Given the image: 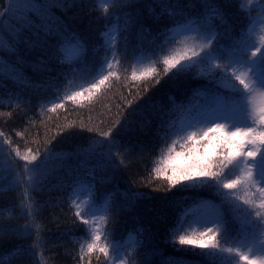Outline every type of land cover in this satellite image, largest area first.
<instances>
[{
    "label": "trees",
    "instance_id": "obj_1",
    "mask_svg": "<svg viewBox=\"0 0 264 264\" xmlns=\"http://www.w3.org/2000/svg\"><path fill=\"white\" fill-rule=\"evenodd\" d=\"M260 2L264 4V0ZM40 3L44 4L45 0ZM192 3L194 7L186 6L187 0H171L169 6L189 17L203 16L205 7L200 0H192ZM213 3L219 5L226 23L218 19L211 23L220 34L221 44L230 49L232 42L240 38L241 31L246 32L255 10L247 0L243 3L250 14L240 10V0H213ZM46 4L53 32L75 34L84 42V52L71 65L61 63L63 57L57 51L60 37L45 36L43 31L39 38L34 32L24 34L34 47L22 44L15 53L0 50V60L5 61V75L0 77V113L5 114L0 115V132L4 133L0 136V150L5 162L0 172L4 177L0 180V209L4 210L0 215V261L2 264H106L104 256L98 252L85 255L83 262L80 260V245L83 243L86 248L88 242L84 239L87 226L74 215L73 201L89 193L101 208L110 201V210L102 211L107 217L102 230L110 234L109 240L121 245L127 264H209L206 257L197 255L205 250H189L191 246L179 245L178 235L192 232L191 209L204 201L219 202L214 190L183 185L169 190L167 181L156 178L152 170L162 151L176 139L168 131L169 124H178L182 113L189 110L194 113L208 103L213 91L223 90L206 75L197 79H193L194 72L164 75L162 63L156 65L159 77L132 79L139 62L149 64L165 54L156 49L152 41L159 44L163 40L160 32L165 27H173V20L179 22L184 16L162 14L158 0H134L131 6L119 9L109 3L107 17L96 0H46ZM6 5L7 0H0V12ZM125 14L135 21L127 31H123ZM30 20L39 23L36 15H31ZM106 24H119L121 29L115 46L118 64L100 35L106 30ZM141 25L150 30L143 34V41ZM15 28L14 15L0 18V36L9 37ZM187 37L183 46L202 43L196 35ZM105 57L111 58L112 70L120 79L111 78L112 87L103 86L92 103L83 98H78L76 103L64 100L68 93L99 77ZM85 65L94 71L83 75L70 71V67L79 70ZM215 75L218 79L219 70ZM157 78L159 83L155 82ZM54 102L63 103L64 108L49 111ZM116 120L120 123L107 140H118L120 147L112 149L111 160L81 153L92 141H105L99 133L108 131ZM85 126L94 130L89 132ZM46 147L51 155L41 169L40 178L26 173V162L13 151L19 149L24 155L28 149L33 153L39 150L35 162L39 163L45 159ZM176 149L180 150L179 144ZM105 151L106 145H97V153ZM101 164L103 166H99ZM17 174L20 183L14 182ZM28 175L34 177V189L29 187ZM126 193L138 195L126 198ZM28 205L40 225L39 243L37 229L28 215ZM178 224L182 227L173 236L172 231ZM25 225L31 226V235L22 234ZM17 248L25 251L17 254L14 251Z\"/></svg>",
    "mask_w": 264,
    "mask_h": 264
},
{
    "label": "snow or ice",
    "instance_id": "obj_2",
    "mask_svg": "<svg viewBox=\"0 0 264 264\" xmlns=\"http://www.w3.org/2000/svg\"><path fill=\"white\" fill-rule=\"evenodd\" d=\"M96 2L103 5L102 10L107 17L109 3L119 9L131 6L134 0ZM158 2L162 5V14L166 13L170 17L183 15L184 18L179 22L173 20V27H165L160 32L163 40L159 44L155 40L152 41L153 46L165 54L150 61L140 70L139 75L134 69L132 79L149 80L159 77L160 72L156 65L162 63L164 75L172 72L173 76H179L194 72L193 79L206 75L215 80L218 88L223 90L213 91L208 97V103L198 107L194 113L190 110L182 113L179 124H169L168 131L176 139L162 151L159 161L152 170L156 178L162 177L167 181L169 190L176 185H183L185 188L207 187L214 190L219 199L218 203L204 201L190 210L197 214L196 222L204 230L179 234L178 243L181 246H191L189 250L196 248L205 250L197 255L206 257L209 264H264V36L260 37L258 45L251 38L253 29L249 28L247 32L241 31L240 38L232 42L230 49H225L218 39L220 34L211 23L213 19L220 20L222 24L226 23L219 5L214 4L213 0H200L205 7L204 15L201 17H189L182 12L174 11L169 6L171 0ZM186 6L195 5L192 0H187ZM179 7L177 3V8ZM240 10L250 14V10L244 7L243 0H240ZM8 14L16 17V28L9 37L0 36V50L15 53L22 44L34 47L35 44L24 34L34 32L39 38V33L43 31L45 36L60 37L57 51L63 57L61 63L71 65L73 60L81 58L84 42L75 34L53 32L46 0L44 4H41L40 0H7L6 7L0 12V18ZM31 15L39 18L38 24L30 20ZM125 17L123 31H127L128 26L135 22L129 14H125ZM255 22V19L250 20L252 24ZM105 29L100 35L105 38V47L112 50L113 59L118 64L115 46L120 38V26L106 24ZM148 31L150 30L141 25V41L144 39L143 34ZM189 33H195L202 43L191 47L183 46ZM224 36H228L227 30ZM123 39L126 41L127 36ZM168 45L172 47L168 48ZM222 59L226 62L220 63ZM4 63L5 61L0 60V77L5 75ZM112 69V60L105 57L99 71L107 74L99 75L88 87L73 91L63 99L76 103L78 98H83L92 103L93 97L103 86L112 87L111 78L120 79ZM216 70H219L218 79L215 75ZM70 71L83 75L91 74L94 69L85 65L79 70L70 67ZM155 82L159 83V79L157 78ZM62 108L63 103L54 102L49 111L56 112ZM7 115L10 116L11 113ZM119 123L120 121L116 120L108 131L99 133L106 138L105 141H92L87 148L81 150V153L111 160L114 155L112 149L120 147V143L116 139L107 138ZM85 127L89 132L94 130L92 127ZM0 136H4V133L0 132ZM101 144L106 145L107 151L97 153L96 147ZM177 144L180 147L179 151L176 149ZM13 151L26 162L24 167L26 173H34L37 178L43 176L41 169L51 155L50 149L45 148V159L39 163H35L40 155L39 150L33 153L28 149L24 155H21L19 149ZM4 163L3 152L0 150V172L3 171ZM3 179L4 177L0 176V180ZM20 181L21 178L17 174L14 182ZM27 181L29 187L34 189L33 175H28ZM125 195L126 198H134L138 194ZM73 204L76 209L74 215L87 226L84 234V239L88 241L86 248L85 244L80 245L81 262L84 261L85 255L90 256L98 252L104 256L106 264L117 262L127 264V260L121 255V245L115 240H109L110 234H106L101 228V224H107V217L101 214V211L106 213L110 210V201L101 208L90 196L84 201L83 209L75 201ZM3 211L0 209V215ZM28 215L32 217V225L37 229L39 243L40 225L35 222L31 205H28ZM87 217H91V220ZM30 227L25 225L22 234L31 235ZM180 227L182 225L178 224L172 231L173 236H176ZM14 251L20 254L25 250L17 248Z\"/></svg>",
    "mask_w": 264,
    "mask_h": 264
},
{
    "label": "rangeland",
    "instance_id": "obj_3",
    "mask_svg": "<svg viewBox=\"0 0 264 264\" xmlns=\"http://www.w3.org/2000/svg\"><path fill=\"white\" fill-rule=\"evenodd\" d=\"M260 1L261 0H247V2L249 4H251L250 6L252 8H254V10H255V13H254L252 19H255L256 22L254 24L250 23L247 26L246 32L249 30V28L253 29L252 34H251V38L255 42H257L258 45L260 42V37L264 36V12H263L264 4ZM100 5L103 6L102 4H100ZM188 35H196V34L195 33H189V34H187V36ZM147 65L148 64H146L145 62H139V64L136 66L137 73L139 74L140 70ZM101 74H104V72L103 73L100 72L99 75H101ZM82 87H88V85H81V86H79V88L76 91H79ZM72 92L68 93L67 95H70ZM89 197H90L89 193L79 195L76 197L75 202H76V204H80L81 208L83 209L84 208V201L88 200ZM194 208H196V207H194ZM101 214H103L102 211H101ZM196 217H197V214L192 213L189 225H190L192 231H196V232L203 231L204 229L196 222ZM87 218H89L91 220V217H87ZM208 226L211 227L212 225H208ZM101 228H102V224H101ZM121 255L125 258L124 253L122 251H121ZM117 264H118V262H117Z\"/></svg>",
    "mask_w": 264,
    "mask_h": 264
}]
</instances>
